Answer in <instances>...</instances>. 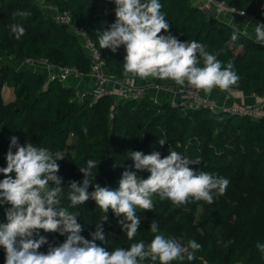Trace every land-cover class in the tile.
Returning <instances> with one entry per match:
<instances>
[{"label":"trees","instance_id":"16d2710c","mask_svg":"<svg viewBox=\"0 0 264 264\" xmlns=\"http://www.w3.org/2000/svg\"><path fill=\"white\" fill-rule=\"evenodd\" d=\"M225 1L264 22V0ZM159 3L171 26V35L182 42L195 40L206 45L207 51L218 54L217 59L224 65L229 60L234 62L239 81L232 89L257 96L264 94V45L255 43V38L192 0H159ZM47 4L58 12H69L71 24L58 21L44 9L40 0H0V57L13 61L47 59L57 65L75 66L88 74L91 55L72 28L80 26L102 53L109 72L164 87L178 86L172 80L125 77L124 46L115 53L100 48L98 32L108 30L116 19L113 0H47ZM18 11H28L31 15L21 19L14 15ZM13 23H21L25 28L19 40L10 32ZM233 31L239 32L236 41L231 40ZM45 80L46 74L33 68L0 64V87L7 83L15 85L13 103L0 111V168L7 166L6 154L12 136L19 138L20 145L31 143L53 153H63L64 159L57 161L65 179L61 185L64 194L61 206L79 214L81 235L91 240V233L105 213L91 199L75 209L69 207L70 182L79 183L84 179L80 166L88 159L100 161L89 192L94 191L97 183L115 190L124 170L136 171L128 158L129 150L145 154L158 151L162 158L176 151L199 161L198 165H190L194 171L208 172L230 181L225 194L214 195V201L218 203L221 222L232 221L233 229L224 231L218 224L208 222L198 232H188L193 235L190 240H195L202 248L197 251L195 260L185 258L171 264H264V253L256 247L257 243H264V118L231 115L226 110L214 114L207 108L160 102L151 94L135 99L101 94L95 100L89 89L81 99L76 86L53 80L45 88ZM71 138L73 152L65 149ZM159 139H165L166 144L160 146ZM137 173L141 178L150 175L147 171ZM2 179L4 176L0 173ZM154 197L152 211L137 208L141 223L132 240L113 224L115 215L109 210L108 220L102 222L107 239V244L102 246L111 251L116 247L127 249L140 241L147 245L156 234L175 239L181 236L180 244L186 246L189 240L184 238V230L197 212L196 205L206 202L181 205L179 208L191 209L176 215L178 207L170 200ZM149 220L158 223L159 233L151 232L147 225ZM39 236L48 241L40 247L45 254L50 246H58L66 239V235L43 230H39ZM5 259V250L0 246V264H5Z\"/></svg>","mask_w":264,"mask_h":264},{"label":"clouds","instance_id":"9594fccd","mask_svg":"<svg viewBox=\"0 0 264 264\" xmlns=\"http://www.w3.org/2000/svg\"><path fill=\"white\" fill-rule=\"evenodd\" d=\"M113 2L115 22L108 30L98 32V42L100 48L110 49L113 53L124 46L125 77L172 80L178 86L202 90L207 95L214 88L227 91L238 83L239 76L232 60L224 65L217 59L218 54L207 51L206 45L195 40L182 42L170 34L171 26L161 12L159 0ZM14 15L26 19L31 13L18 11ZM10 32L19 40L25 34V28L21 23H13ZM254 33L255 43L264 45V23H257ZM238 36L239 32L233 31L231 40L236 41ZM18 140L16 136L10 138L7 166L0 168L4 176L0 180V205H10L5 211L7 222L0 223V246L6 253L5 264H144L149 260L152 264L157 261L171 264L185 258L193 261L201 244L189 240L184 246L163 234H156L147 245L140 241L127 249L116 247L109 251L102 246L107 244L102 222L108 220L107 213L111 210L116 217H122L118 223L132 240L141 223L136 210L152 211L154 196L161 201L168 199L176 206L198 201L212 204L214 195H224L230 183L222 176L194 171L190 165H198L199 161L176 151L168 152L162 158L158 151L145 154L129 150L128 158L133 161L132 167L136 171L124 170L115 190L97 183L94 191L89 192L100 161L88 159L79 168L83 181L70 182L68 193L70 208L75 209L91 199L105 213L102 222L91 233L92 239L88 240L81 235L83 228L77 222L79 214L61 206L63 187L57 161L63 160L64 154L31 143L20 145ZM158 143L164 146L166 140L159 139ZM141 171L150 175L141 178L137 175ZM39 230L58 232L66 235V239L58 246H50L45 254L38 251L48 243L44 236H39ZM150 230L159 233L155 220L150 224ZM256 247L264 253V243H257Z\"/></svg>","mask_w":264,"mask_h":264},{"label":"built area","instance_id":"2783aa9c","mask_svg":"<svg viewBox=\"0 0 264 264\" xmlns=\"http://www.w3.org/2000/svg\"><path fill=\"white\" fill-rule=\"evenodd\" d=\"M196 3V5L200 6L206 11L208 10L212 15L227 22L229 21V16H241L256 22L264 23L253 15L248 14L245 10L228 4L225 0H197ZM54 17L58 21L69 25L71 24V15L67 11H56ZM72 28L74 32L80 36L84 47H86V49L89 51L92 58L91 72L88 73V75L90 74V76L94 78L96 82L94 85V90L90 88L95 100L101 94H113L119 98L135 99L146 94H152L153 89L157 91L161 90V88H166L173 92L174 97L176 95L182 96V99H179L178 101L174 100L173 98V105H182L191 108H207L211 113L214 114H217L222 110H226L231 115L249 116L255 119L264 118V94L259 95L257 103L252 105L235 104L221 106L215 97L205 94L202 90H197L187 86L164 87L160 84H152L148 81H145L143 84H137V81L134 78H122L109 71H106L102 53L94 44V42L88 38L85 30L80 26H74ZM29 60L34 62V64H38V66L46 68L47 75L44 83L45 88H47L49 83L53 80L67 84L66 82L70 77L86 75L75 66H61L50 63L47 59L37 60L28 58L27 61ZM29 68L34 69L35 67L29 66ZM88 91L89 89L78 90V95L81 97V99H83ZM233 91L234 89L232 88L224 91L226 92L227 99L230 98V95Z\"/></svg>","mask_w":264,"mask_h":264},{"label":"rangeland","instance_id":"374dc122","mask_svg":"<svg viewBox=\"0 0 264 264\" xmlns=\"http://www.w3.org/2000/svg\"><path fill=\"white\" fill-rule=\"evenodd\" d=\"M41 3H43V7L46 11L50 12L51 14L55 15L56 13V9L52 6H49V4H47V0H40ZM195 4H197L196 2H194ZM5 63H9L14 65L16 68H25V67H29V66H34L35 68L38 66V64H34V62L32 61H13L11 58L9 57H0V64H5ZM45 68V67H44ZM42 66H38L37 69H44ZM36 70V69H35ZM47 71V70H46ZM45 71V74L47 75V72ZM39 72H44L42 70H39ZM67 85H74L76 86L77 90H81L85 84H89V86L91 85V79L89 80V77H87L86 75H80L77 77H70L67 80ZM15 85L14 83H7L5 86H1L0 87V111L4 110V108L9 107L14 100V96H15ZM92 88L94 90V86L93 87H89ZM161 91L165 92L166 96H165V101H173L174 100L178 101L180 96L176 95L174 97V94L171 90H168L166 88H161ZM167 97V99H166ZM153 98L157 99L158 97H156L155 93H153ZM248 101L249 103L254 102L257 97L255 96V94L253 93H249L247 95ZM252 105V104H249ZM65 149L69 152H73L74 151V140L71 138L68 143L66 144ZM58 175L60 177H62V182L65 181L64 179V175L63 172H61L59 170ZM138 176L141 177V175L139 173H137ZM64 194L61 195V199H63ZM155 200V197H153V201ZM176 206V205H174ZM189 206V205H188ZM9 206L4 204V205H0V220H2L3 223H6V215H5V211ZM178 208L176 209V215L180 214V213H184L186 211H188L191 208H187V206H184L182 208H179V206H177ZM196 210L197 212L195 213L194 217L192 218L190 224L188 225V227L184 230L185 232V236L184 238L187 240H190L191 237L193 235H190L188 232H198V230H200L205 224H207L208 222H213L214 224H218L219 226H221V228L224 231H231L233 229V222H221V214L218 211V203L216 201H214V203L212 204H208L203 203V204H197L196 205ZM118 219H122V217L118 218L116 216H114V222L113 224L118 228V229H122V227L120 226V224L118 223ZM153 220H149L148 222V227L150 229V224L152 223ZM183 237L181 236H177L176 241L178 243L181 242V240Z\"/></svg>","mask_w":264,"mask_h":264},{"label":"crops","instance_id":"0c3cea01","mask_svg":"<svg viewBox=\"0 0 264 264\" xmlns=\"http://www.w3.org/2000/svg\"><path fill=\"white\" fill-rule=\"evenodd\" d=\"M192 2L193 3L194 2H197V0H192ZM228 20H229L228 21L229 23L233 24L234 26H236L240 30L246 32L247 34H249L250 36H252L253 38H255V33H254L255 25L257 23H260V22H256V21H253V20H251L249 18L241 17V16H229L228 17ZM34 69H36L37 71L42 70V71H44V73L46 71V68L45 69H37V67H36ZM105 69H106V71H108L107 68H105ZM86 75H87V77H89V80L91 79V82L92 83H91L90 86H89L88 83L85 84V86L82 89H90L89 87H93L95 85V83H96L95 82V79L92 78L90 76V74L89 75L86 74ZM143 83L144 82L142 80L137 81V84H143ZM153 93H155L156 97H158L157 98L158 101L163 102L165 100V96H166L165 92H163L161 90L155 91L153 89L152 90V94H151L152 96H153ZM248 94H249L248 92H241V91L234 90L231 93L230 98L227 99L226 98L227 97L226 96V92L221 91L218 88H214L212 90V92H211L210 95L213 96V97H215L218 100V103L221 106H226V105L229 106V105H235V104L249 105V104H255V103H257L258 96L255 95L257 97V99L254 102L249 103L248 98H247V95ZM178 96H180V95H178ZM166 99H167V97H166ZM179 99H182V96H180Z\"/></svg>","mask_w":264,"mask_h":264},{"label":"water","instance_id":"95a60500","mask_svg":"<svg viewBox=\"0 0 264 264\" xmlns=\"http://www.w3.org/2000/svg\"><path fill=\"white\" fill-rule=\"evenodd\" d=\"M38 251H39V252H42V253H44V252L41 250V248H40V249H38Z\"/></svg>","mask_w":264,"mask_h":264}]
</instances>
